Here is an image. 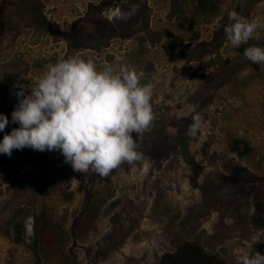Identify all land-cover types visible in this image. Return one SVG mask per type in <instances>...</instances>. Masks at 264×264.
<instances>
[{
  "label": "rangeland",
  "instance_id": "1",
  "mask_svg": "<svg viewBox=\"0 0 264 264\" xmlns=\"http://www.w3.org/2000/svg\"><path fill=\"white\" fill-rule=\"evenodd\" d=\"M119 1L0 0V114L4 115L8 99L18 105L19 85L28 86V94L36 78L51 65V56L58 61L79 54L99 67L111 65L107 57L112 53L124 56L127 48L123 38L108 41L111 46H103L99 52L83 50L92 40L86 34L95 26L89 18L81 22L82 15L89 8L107 16L108 2ZM208 1L207 9H201L197 0H176L174 49L150 44L141 46V51L148 50L152 56L133 51L132 60L123 59L137 71H144L142 82L153 86L156 119L143 134L138 149L153 162L147 174H141L138 164H124L106 178L95 173L88 177L74 172L59 151L13 150L10 157L0 153V224L18 206L28 207L26 243L33 240L30 220L26 219L36 209L34 194L59 169L67 170L72 200L64 203L55 193L42 199L56 220L66 218L61 252L49 254L45 264H155L182 241L198 243L206 252L236 263L241 249L250 252L261 240L251 217L255 198L262 197L264 202L260 193L264 190V65L247 60L241 53L243 44L233 48L224 28L232 10L264 22V0ZM151 6L154 16L163 15L156 3ZM37 16L58 25L59 33L32 29L29 23L37 25ZM182 18L194 21L191 32L178 27ZM152 22L153 28L163 26L155 24L154 18ZM250 41L264 43V28ZM18 53L30 64L38 61L44 66L6 75V68L16 64ZM44 57L46 61H42ZM147 67L150 69L145 71ZM190 104L198 105L203 118L195 137L187 135L192 122L187 112ZM176 134L187 137L191 155L202 165L198 187L191 184V171L176 146ZM133 138H137L135 133ZM234 139L248 142L251 152L236 157L230 149ZM93 184L100 196L107 194V189L100 188H108L115 205L97 220L94 231L79 239L76 219ZM0 264L34 261L24 246L1 234Z\"/></svg>",
  "mask_w": 264,
  "mask_h": 264
},
{
  "label": "clouds",
  "instance_id": "2",
  "mask_svg": "<svg viewBox=\"0 0 264 264\" xmlns=\"http://www.w3.org/2000/svg\"><path fill=\"white\" fill-rule=\"evenodd\" d=\"M138 7L133 4L124 10L117 4L108 8L107 18L127 21ZM228 20L224 31L233 48L246 44L264 28L261 19H247L235 10L228 13ZM243 54L251 63L264 65V47L252 45ZM145 77L144 71H137L120 56L106 67L79 54L59 59L36 78L27 95L28 86L19 85L18 105L11 113V122L19 127L0 140V153L10 157L13 150L24 148L59 151L64 162L80 174L91 171L106 178L124 164H138L141 174H147L153 162L138 149L156 116L153 86L142 82ZM197 108L196 104L187 108L192 121L187 135L192 137L202 127ZM8 123L0 114V131ZM236 264H264V254L241 249Z\"/></svg>",
  "mask_w": 264,
  "mask_h": 264
},
{
  "label": "trees",
  "instance_id": "3",
  "mask_svg": "<svg viewBox=\"0 0 264 264\" xmlns=\"http://www.w3.org/2000/svg\"><path fill=\"white\" fill-rule=\"evenodd\" d=\"M198 5L201 9H207L209 5L208 0H197ZM178 27L184 31H192L194 26V21L192 19L182 18L180 22L177 23ZM37 26L44 30V32H49L51 35H56L59 33V26L56 24L50 25V27L41 22L37 23ZM257 45L264 47L262 42H248L243 44L240 49L241 53H244L245 48ZM189 60L188 58H185ZM262 81L264 83V76H262ZM6 109L9 111L7 118L9 120L8 125H6L3 131H0V140L3 139L5 134L11 132L12 129L19 127L18 124L11 122V113L14 110L13 103L7 102ZM176 146L178 147L183 161L189 166L191 171V184L194 187L197 186V180L202 173V165L191 155L188 148V139L181 134H176L175 138ZM231 152L236 157H243L245 154L251 152V148L243 139H234L230 146ZM26 153H31L32 149L24 148ZM204 154L207 151L203 148ZM34 166V165H32ZM94 173L89 171L88 177L92 176ZM67 170L66 168H61L57 173L52 175L42 186V188L34 194L33 199L36 202V209L33 213V240L31 243H26L24 240V226L23 219L27 215L29 209L25 205L18 206L13 212L12 216L6 221L0 224V234L8 236V238L16 245L24 246L27 251L31 254L34 264H45L47 263L48 255L53 252L56 255L58 251L61 252V247H63V240L65 236V220L59 221L54 218L51 208L45 204L42 199H46L52 194H56L64 203H68L73 198V193L69 190L66 184ZM91 181V180H90ZM107 194L105 196L99 195V190L97 185H92L90 192L86 196L85 204L83 210L76 219L75 230L76 237L86 238L91 231L96 229V222L103 214H109L110 210L113 209L115 201L111 200L113 198L112 192H109L108 188ZM264 194V190L260 192ZM108 201L109 204L104 206ZM254 213L251 217V223L255 229L261 233V240L253 244L250 253L260 252L264 254V202L261 198H255ZM59 264H65L61 262ZM155 264H236L224 261L216 254H211L206 252V250L198 243L190 241H182L179 243L174 251L163 253Z\"/></svg>",
  "mask_w": 264,
  "mask_h": 264
},
{
  "label": "flooded vegetation",
  "instance_id": "4",
  "mask_svg": "<svg viewBox=\"0 0 264 264\" xmlns=\"http://www.w3.org/2000/svg\"><path fill=\"white\" fill-rule=\"evenodd\" d=\"M156 3L159 9L162 11L163 15L154 16L153 15V7L151 3ZM121 5L124 10H127L129 6L135 4L138 5V11L136 15H134L131 19L127 21H110L107 16H104V12H96L91 11L89 8L86 10L85 14L81 17V22H85V19H91L92 24H94V30H91L86 35H90L92 40L86 42L84 44L86 47L83 50H91V51H100L103 46L110 45L108 41L114 39L123 38L125 42V50L124 56H120L127 61L132 60L133 51H140L142 53L141 46L150 47L152 45L163 44V46H167L168 48H175L176 46V0H127L125 3L124 0H120L119 2H108L109 7H114L115 5ZM36 17V16H34ZM38 17V16H37ZM107 18V20H106ZM154 18V23H161L163 26H157L153 28L152 20ZM37 23L43 22L42 18H39ZM47 24L49 27L51 24L47 22H43ZM166 23V25H164ZM32 21L29 23L30 27L35 30H41L36 24ZM111 26L114 28L111 29ZM127 34V35H126ZM123 35L125 37H123ZM135 42L133 43V41ZM111 46V45H110ZM121 47V45H119ZM162 51H164L163 47H160ZM155 49V48H154ZM153 49V50H154ZM96 53L99 58H102L99 53ZM153 55L152 52L148 50H144L142 53L143 56H147V54ZM113 56H108V60L111 64H113L115 58L119 55L113 54ZM44 59V60H43ZM42 61H46L47 58H43ZM14 61L16 64L14 67L6 68L5 74H17L23 73L28 70L33 69H40V67L44 66L42 62H33L30 64L28 61L23 59L20 53L16 54ZM56 61V57L51 56L49 57V64ZM150 68L147 67L145 71H148ZM13 103L14 109L16 108L17 104L15 102L7 100ZM4 115L7 117L8 110L6 107H3ZM15 211V209H14ZM13 211V212H14ZM12 212V214H13ZM12 216V215H11ZM10 216V217H11ZM27 216V215H26ZM24 217V219L26 218ZM9 217V218H10ZM8 218V219H9ZM23 219V226L25 227L24 233L28 232V229L24 223ZM30 220V233L33 230V213L30 217L26 219ZM7 220V219H6ZM5 220V221H6ZM4 222V221H3ZM32 225V228H31ZM1 235V234H0ZM8 237V236H7Z\"/></svg>",
  "mask_w": 264,
  "mask_h": 264
},
{
  "label": "water",
  "instance_id": "5",
  "mask_svg": "<svg viewBox=\"0 0 264 264\" xmlns=\"http://www.w3.org/2000/svg\"><path fill=\"white\" fill-rule=\"evenodd\" d=\"M31 228H32V225H31ZM31 233H32V230H31Z\"/></svg>",
  "mask_w": 264,
  "mask_h": 264
}]
</instances>
